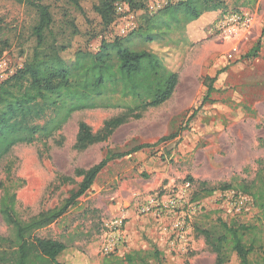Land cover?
Here are the masks:
<instances>
[{"label":"rangeland","instance_id":"obj_1","mask_svg":"<svg viewBox=\"0 0 264 264\" xmlns=\"http://www.w3.org/2000/svg\"><path fill=\"white\" fill-rule=\"evenodd\" d=\"M180 1L184 0L174 3ZM45 3L57 23L67 12L76 15L67 0ZM226 3L227 14L216 19L206 39L198 43L192 42L184 21L165 29L160 26V11L152 16L156 27L151 30L143 23V12L134 11L137 28L123 42L132 51L156 53L169 70L179 74L172 98L84 151L74 149L81 123L98 132L125 111L76 112L47 146H16L0 165V198L4 190L16 193V211L28 220L61 205L78 190L82 178L77 170H88L109 155H123L101 171L60 220L38 233L66 244L61 263L128 264L124 262L127 254L156 249L163 253L162 264H216V255L195 231L201 215L211 213L209 221L256 223L259 211L234 190H218L191 202L199 183L220 187L250 182L264 164V0ZM115 8L123 15L129 9L124 3ZM243 14L252 18L250 27L235 37L226 36L221 30L224 19ZM36 23L33 8L0 0V54L26 62L36 46ZM115 23L83 48L97 52L103 39H114ZM258 43V56L247 58ZM207 77H216V91L202 106ZM172 135L177 137L136 151ZM0 235L10 236L1 215ZM226 264H239V259L234 254Z\"/></svg>","mask_w":264,"mask_h":264},{"label":"trees","instance_id":"obj_2","mask_svg":"<svg viewBox=\"0 0 264 264\" xmlns=\"http://www.w3.org/2000/svg\"><path fill=\"white\" fill-rule=\"evenodd\" d=\"M15 1L37 12V23L33 28L36 46L23 69L0 87V165L16 146L37 143L47 146L76 112L125 111L105 122L98 132L81 123L74 149L84 151L106 142L119 127L130 120L141 119L145 111L160 107L174 95L179 74L169 70L156 53L130 50L123 42L127 37L111 41L103 39L97 52L83 48L113 25L117 18V3L126 4L133 12H143V23L153 30L156 24L148 13V0H67L76 15L67 12L58 23L45 0ZM226 11V0H184L161 11L160 26L171 29L184 21L192 42L198 43L206 39L207 29L216 19L224 17ZM260 47L258 43L246 57L256 58ZM215 82L216 77L205 79L207 94L202 106L216 91ZM176 137L162 138L155 145H142L136 151ZM122 156L109 155L88 170H77L76 175L82 178L78 190L61 205L28 220H23L16 211L17 194L4 190L0 198V215L10 236L0 235V264H64L59 257L66 251V244L42 238L38 233L60 220L92 187L101 171ZM10 172L11 167H8L7 174ZM218 190H234L248 197L259 211L256 223H228L221 218L209 221L211 213H207L201 215L202 222L197 224L195 231L216 255V264L228 263L234 254L239 264H264V164L259 166L250 182L243 180L236 185L220 187L199 183L191 202L211 197ZM124 262L162 264L163 253L156 249L135 251L127 254ZM108 263L106 260L105 264Z\"/></svg>","mask_w":264,"mask_h":264},{"label":"built area","instance_id":"obj_3","mask_svg":"<svg viewBox=\"0 0 264 264\" xmlns=\"http://www.w3.org/2000/svg\"><path fill=\"white\" fill-rule=\"evenodd\" d=\"M175 4L174 0H149L148 13L150 16H154L160 11L164 10L167 6ZM129 8V7H128ZM117 18L114 26L115 37L125 38L132 34L137 28L136 15L133 11L128 9L124 15L116 11ZM252 18L249 15H232L226 17L221 24V30L224 31L226 36L235 37L242 31H245L250 27ZM25 62L20 59H14L8 53L0 54V87L3 83L13 77L18 71L23 69Z\"/></svg>","mask_w":264,"mask_h":264}]
</instances>
